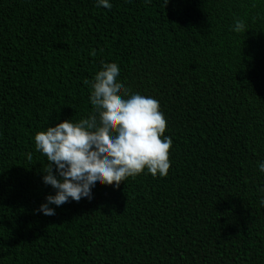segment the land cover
<instances>
[{"label":"trees","instance_id":"obj_1","mask_svg":"<svg viewBox=\"0 0 264 264\" xmlns=\"http://www.w3.org/2000/svg\"><path fill=\"white\" fill-rule=\"evenodd\" d=\"M111 2L0 0V264H264V0ZM102 62L160 101L169 173L45 215L34 136L95 114Z\"/></svg>","mask_w":264,"mask_h":264},{"label":"clouds","instance_id":"obj_2","mask_svg":"<svg viewBox=\"0 0 264 264\" xmlns=\"http://www.w3.org/2000/svg\"><path fill=\"white\" fill-rule=\"evenodd\" d=\"M96 6L111 10L114 5L96 0ZM232 31L246 32V21L236 18ZM121 75L116 62H102L94 79L86 81L95 114L79 121L67 119L35 134V147L47 158L42 181L55 189L37 211L55 215L53 205L93 202L99 186L119 187L129 176L145 171L168 175L173 139L164 134L167 118L160 101L132 91L120 82ZM27 156L32 158L31 153ZM258 168L264 173V161Z\"/></svg>","mask_w":264,"mask_h":264}]
</instances>
